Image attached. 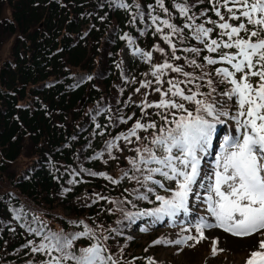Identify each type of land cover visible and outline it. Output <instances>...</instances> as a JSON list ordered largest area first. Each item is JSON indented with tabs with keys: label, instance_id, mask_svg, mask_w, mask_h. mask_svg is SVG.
<instances>
[{
	"label": "snow or ice",
	"instance_id": "1",
	"mask_svg": "<svg viewBox=\"0 0 264 264\" xmlns=\"http://www.w3.org/2000/svg\"><path fill=\"white\" fill-rule=\"evenodd\" d=\"M96 7L128 14L126 23L138 36L124 30L119 39L147 67L137 79L123 59L116 63L132 91L127 99L113 97L115 108L101 97L104 102L86 113L93 134L104 139L95 148L90 138L73 154L76 167H64L70 179L60 195L85 176L96 177L106 182L104 191L86 192L77 202L110 206L52 229L25 205H5L7 230L18 226L25 236L21 264H136L138 257L124 255L132 239L125 230L140 221L137 227L147 231L165 219L177 234L160 235L150 246L174 245L179 252V246L208 241L216 256L225 250L220 240L230 235L251 240L242 264H264V0H109ZM93 19L103 22L106 15ZM149 33L154 42L143 48L138 37ZM118 125L124 127L116 131ZM87 160L105 167H84ZM48 162L56 171L52 179L59 180L57 163ZM113 164L115 171H107ZM101 213L119 215L105 227L97 222ZM143 259L156 264L151 255Z\"/></svg>",
	"mask_w": 264,
	"mask_h": 264
},
{
	"label": "trees",
	"instance_id": "2",
	"mask_svg": "<svg viewBox=\"0 0 264 264\" xmlns=\"http://www.w3.org/2000/svg\"><path fill=\"white\" fill-rule=\"evenodd\" d=\"M62 2L66 6L62 7L58 0H0V48L5 40L13 38L8 55L0 57V264H21L24 259L19 250L25 241L23 230L18 226L15 232L7 230L10 225L5 222V205H25L52 229L65 227L66 218L92 217L100 207L110 206L100 202L83 207L76 201L85 186L104 191L106 182L100 178L85 176V182L71 185L72 191L63 196L60 187L69 186L70 177L64 173V167H76L73 154L90 138L95 148L104 139L93 134L86 113L98 102L107 101L115 108L113 97L127 99L132 91L120 79L116 63L120 62L118 53L125 44L119 35L124 30L134 36L138 32L126 23L125 11L96 7L100 2L108 4L109 0ZM100 14L106 15L105 21L93 19ZM112 25H116L115 31H111ZM153 42L150 33L137 40L143 48H150ZM131 67L125 68L129 74H133ZM84 75H92L93 79L81 82L79 77ZM120 88H124L122 94ZM125 107L129 112L133 110L131 106ZM97 120L105 122L103 115ZM123 127L118 125L116 131ZM25 144L28 163L15 172L11 165L23 153ZM48 157L62 173L59 180L52 179L56 171ZM84 167L101 170L105 166L87 160ZM108 188L111 190V186ZM6 192L14 194L12 200L4 195ZM111 194L117 195L118 191ZM118 215L101 213L97 222L107 227ZM120 243H125L124 238ZM133 243V239L127 240L124 255L129 259L138 245Z\"/></svg>",
	"mask_w": 264,
	"mask_h": 264
},
{
	"label": "rangeland",
	"instance_id": "3",
	"mask_svg": "<svg viewBox=\"0 0 264 264\" xmlns=\"http://www.w3.org/2000/svg\"><path fill=\"white\" fill-rule=\"evenodd\" d=\"M13 38L9 40H5L3 42L2 47L0 48V57L4 59L8 52L10 51L11 42ZM121 59L124 60L125 64L129 63L133 64L132 71L136 72V67L144 64L137 59L132 58L130 52L126 47H123L120 54ZM144 68L143 71H145ZM141 71V72H143ZM140 72V73H141ZM143 91V90H142ZM134 100L138 99L137 96L133 95ZM226 128V127H225ZM223 135V132L221 133ZM27 146L25 144V148L21 156L11 165V169L13 171H19L25 167L28 163V157L26 153ZM25 152V153H24ZM114 172V171H112ZM90 194L93 191L89 189L85 190L81 195L80 199L85 201V193ZM178 232L177 227H173L170 224L161 225L158 224L156 226L150 227L140 238L143 243V248L140 250L141 255L144 257L145 255L153 256L156 264H242L241 255H234L229 253V251H223L218 253L216 256H211L210 253V244L208 241L197 243L194 247L187 246H179L181 247V251L177 252L176 248L178 246L174 245H152L150 246V241L155 239L160 235H166L170 238H174ZM130 234L138 235L136 229L133 227L130 230ZM147 248V253H145L144 249ZM145 264L147 262L144 260Z\"/></svg>",
	"mask_w": 264,
	"mask_h": 264
},
{
	"label": "bare ground",
	"instance_id": "4",
	"mask_svg": "<svg viewBox=\"0 0 264 264\" xmlns=\"http://www.w3.org/2000/svg\"><path fill=\"white\" fill-rule=\"evenodd\" d=\"M214 232L219 231L213 230ZM207 230H206V235H207ZM251 243V240L249 238H236L232 237L230 235L226 236L225 238H222L219 242V246L224 248L225 251H229V253L234 254L236 256L241 255L244 256L246 254L247 250V245Z\"/></svg>",
	"mask_w": 264,
	"mask_h": 264
}]
</instances>
